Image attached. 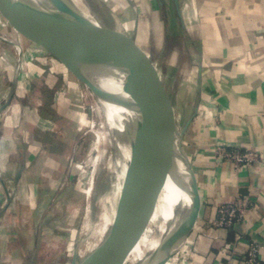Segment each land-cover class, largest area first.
I'll use <instances>...</instances> for the list:
<instances>
[{
	"label": "crops",
	"instance_id": "obj_1",
	"mask_svg": "<svg viewBox=\"0 0 264 264\" xmlns=\"http://www.w3.org/2000/svg\"><path fill=\"white\" fill-rule=\"evenodd\" d=\"M141 1L145 33L184 71L179 91L194 97L184 145L197 180L196 216L188 240L164 264L179 263L192 245L194 264H245L251 242L262 245L264 264V0ZM163 16L162 33L155 23ZM150 42L142 46L147 55L157 49ZM17 58L0 54V264H27L36 242L53 233L55 203L63 207L67 193L70 114L78 111L71 107L82 91L64 70L55 78L47 65L25 59L22 69ZM222 148L254 150L259 161L236 169ZM238 193L255 206L232 229L213 226L219 206ZM73 209L57 214L62 226L74 225ZM83 230L84 239V222ZM226 242L235 257L222 250Z\"/></svg>",
	"mask_w": 264,
	"mask_h": 264
},
{
	"label": "water",
	"instance_id": "obj_2",
	"mask_svg": "<svg viewBox=\"0 0 264 264\" xmlns=\"http://www.w3.org/2000/svg\"><path fill=\"white\" fill-rule=\"evenodd\" d=\"M3 2L36 39L95 91L96 87L82 74L81 66L102 71L114 69L127 77L126 92L131 98L133 117L128 137L123 190L130 212L89 258L77 263L75 253L71 264L119 263L129 242L149 216L165 162L167 143L174 158L188 172L190 182L189 203L171 242L148 263L164 264L182 249L192 231L196 216L197 180L183 147L184 131L177 133L174 141L171 138L165 120V106L159 97L162 89L149 70L143 53L131 37L89 24L67 0H50L56 12L42 8L33 0ZM140 160L143 168L139 179Z\"/></svg>",
	"mask_w": 264,
	"mask_h": 264
},
{
	"label": "rangeland",
	"instance_id": "obj_3",
	"mask_svg": "<svg viewBox=\"0 0 264 264\" xmlns=\"http://www.w3.org/2000/svg\"><path fill=\"white\" fill-rule=\"evenodd\" d=\"M33 1L46 10L56 12L54 8H52L51 2L47 0ZM94 1L89 0V3L93 4ZM105 3H107L105 9L114 11L129 32L130 37L136 39L137 43H139L149 70L162 89V91H159V97L164 103L166 116L174 119L178 133L182 131L185 133L187 121L192 113L194 97L193 94H185V87H183V90L181 89L179 91V84H181L180 77L185 75L183 73L184 71H180V68L173 64L174 60L171 56L164 57L163 54L157 52L160 41L154 42L151 35L149 36L147 32L145 33V11L143 16L140 12L138 13L139 7L142 9L145 7V1L105 0ZM9 14H13L15 17L17 25L19 24L17 27L13 26ZM166 19L167 18L163 16L158 18L157 23H155V26L163 29L161 30L162 33L164 31L163 22ZM0 38L2 39L0 40V54L5 50L6 57L11 56L15 59L18 57L21 60L22 69H24L23 65L26 59L27 61L41 65L39 68H42L43 65H47V69L52 71L55 78L59 76V72L64 70L68 74L67 77L70 78V80L81 84L82 91L77 89L78 93L75 96V99L77 97L78 101L76 99V105L71 107L78 109V111L70 114L71 146L67 166L69 172L66 178L67 193L65 202L61 204L63 207H57L58 203H55V207L58 209H54V215L50 219L55 223L52 229L53 233L48 234L47 237H45L46 235L43 236V240L39 239L36 242V255L34 257H24L23 260L25 263L27 262V264H71L73 255L76 253L77 263H79L78 250L84 235L83 222L87 230L93 205L91 187L98 153L99 127L95 122L93 101L90 96L91 86L80 80L57 56L51 53L38 39H36L32 32L23 25L19 17L6 6L3 0H0ZM150 38L151 42H153L150 43L152 46H157V49L154 50V53L147 55L145 54V50H142V46L146 44V42H149ZM20 45L21 50H18L17 48H19ZM42 59L46 60V64L42 63ZM80 70L92 83L89 66H81ZM183 147L185 149L184 139ZM69 209H73L76 212L73 219L74 225L68 224L62 226L60 224L62 218L57 216V214H65V211ZM166 219L167 217H164L157 227L161 226ZM60 227L68 229V232L62 235L63 237L58 236V234H60V231H58ZM152 227L151 222L149 223L146 220L143 227L129 242L125 253L119 260V264H128L135 259L147 234L153 231ZM38 231L37 229V232ZM194 253L193 249L183 251L184 256L181 257L177 264H194V259L192 257Z\"/></svg>",
	"mask_w": 264,
	"mask_h": 264
},
{
	"label": "bare ground",
	"instance_id": "obj_4",
	"mask_svg": "<svg viewBox=\"0 0 264 264\" xmlns=\"http://www.w3.org/2000/svg\"><path fill=\"white\" fill-rule=\"evenodd\" d=\"M67 1L92 26L130 37L117 14L105 9V0H93V4H90L89 0ZM89 68L92 84L97 89L95 91L91 87L90 96L95 122L99 127L98 153L91 187V215L78 250L80 262L85 261L99 248L110 233L124 222L130 211L123 190L125 163L128 159V137L133 117L131 98L126 92L127 77L114 69L102 71ZM171 123L172 128L176 129L174 119H171ZM166 125L174 141L176 135L172 133L167 120ZM165 149V162L156 197L147 218V222H151L153 226V231L147 234L135 259L128 264H148L157 253L162 252L171 242L189 203L190 176L174 158L169 144L165 143ZM142 168L143 162L140 160L139 179ZM164 217H167L166 221L157 227Z\"/></svg>",
	"mask_w": 264,
	"mask_h": 264
},
{
	"label": "built area",
	"instance_id": "obj_5",
	"mask_svg": "<svg viewBox=\"0 0 264 264\" xmlns=\"http://www.w3.org/2000/svg\"><path fill=\"white\" fill-rule=\"evenodd\" d=\"M223 154L230 158L236 169H241L246 166L257 163L259 154L254 150L238 151V150H227L222 148ZM256 204V201L248 194L238 193L235 198L224 202L218 208L217 215L213 221V226L217 228L232 229V227L241 221H243L245 214ZM192 244V241H191ZM262 245L257 242H251L245 256V264H261L260 262V250ZM193 249V245L191 247ZM234 244L226 242L222 247L223 251L231 250V256L234 254ZM235 257V256H233Z\"/></svg>",
	"mask_w": 264,
	"mask_h": 264
}]
</instances>
